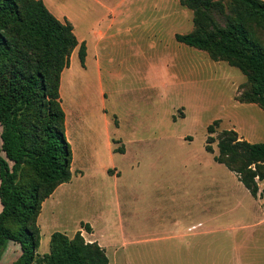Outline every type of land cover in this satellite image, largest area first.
Wrapping results in <instances>:
<instances>
[{"label":"rangeland","instance_id":"obj_1","mask_svg":"<svg viewBox=\"0 0 264 264\" xmlns=\"http://www.w3.org/2000/svg\"><path fill=\"white\" fill-rule=\"evenodd\" d=\"M42 1L90 45L85 65L75 49L64 70L62 105L73 169L83 171L85 183L98 188L100 207L83 199L74 186L63 188L44 208L38 253H49L54 232L73 236L77 222L87 219L95 220L99 234L112 235L120 264H239L234 249L244 242L240 235L264 234V203L215 156L223 130L264 140V111L236 101L246 77L179 44L173 32L161 37L124 27L99 65L90 30L107 12L97 0ZM188 11L181 17L185 23L193 15ZM215 121L220 123L210 136L214 152L209 153L207 128ZM97 209L106 220L98 221ZM247 242L264 251V235ZM175 248L183 251L181 256L171 254ZM20 254L19 246L8 242L0 264H11ZM260 258L264 264V254Z\"/></svg>","mask_w":264,"mask_h":264},{"label":"trees","instance_id":"obj_2","mask_svg":"<svg viewBox=\"0 0 264 264\" xmlns=\"http://www.w3.org/2000/svg\"><path fill=\"white\" fill-rule=\"evenodd\" d=\"M193 13V30L176 34L184 45L246 77L236 101L264 111V0H179ZM79 46L72 24L41 0H0V258L8 242L21 254L11 264H110L98 243L56 232L41 255L42 204L72 179V148L65 135L60 83ZM86 47H79L84 62ZM215 121L207 128L213 153ZM215 161L234 172L258 198L264 180V142L249 143L235 130L217 137Z\"/></svg>","mask_w":264,"mask_h":264},{"label":"crops","instance_id":"obj_3","mask_svg":"<svg viewBox=\"0 0 264 264\" xmlns=\"http://www.w3.org/2000/svg\"><path fill=\"white\" fill-rule=\"evenodd\" d=\"M102 1L103 0H97V4L103 10H105L107 12V15L101 17L90 30V32L92 34V38H93L92 49L94 52V57H95L96 63L99 65L102 62V59H104V57H105L104 52L106 50L110 49V46L117 45V43H118L117 41H119L118 37H119V33L121 32L120 31L121 27H124L123 31L127 30L128 32L131 31L132 29H134V31L135 30L140 31V32L144 31L145 33L147 31L148 32L152 31V32L159 33L161 35V37L163 36V33H166V32L172 33L173 32L174 34L172 37L175 38L176 34H186L183 32L188 31V29L190 28L191 22L193 21V15L191 16L190 21H188L186 23L181 19L182 15L187 14L189 11H188V9L183 8L181 6L179 0H120V2L118 4L115 3L116 0H107V1H112V2L114 1L111 5L105 4ZM190 15H191V13H190ZM65 19H66L65 22L70 23V21L66 17H65ZM72 26H73V24H72ZM193 27H194V25H193ZM193 27H192V29L190 28L191 30H189V32H191L193 30ZM73 29H74V26H73ZM189 32H187V33H189ZM74 34H75V36L79 42V46L76 49L79 50V47L82 44H84L86 47V56L84 59L85 62H83L85 65L88 54H89V46L90 45H88V40H87L86 36L80 39L79 37H77L75 29H74ZM175 40H176V38H175ZM179 44H181V43H179ZM182 45H184V44H182ZM185 46H187V45H185ZM74 51H73L71 57L73 56ZM187 52H183V53H186L188 56H192L193 58L195 57L192 53H187ZM186 54H184V55H186ZM106 57L108 58L109 62L113 61V57L109 53H108V55H106ZM70 61H71V58H70ZM66 69H69V68H66ZM63 73H64V71H63ZM63 73L61 76V83H60L61 105H62V98H63V96H62ZM62 108H63V111L65 113V134H66L67 133V126H68V114H67V109L65 107H63V105H62ZM236 132L238 133V135L241 139L246 140L249 143H263L264 142V140H260V141L254 140L252 135L245 136L244 134H241L237 130H236ZM125 153L126 152H124V154ZM72 154H73V151H72ZM73 163H74V159H72V164H71V171H72L71 181L68 183H64V184L60 185L54 191V193L47 200H45L42 204V209H41V212H40V215L38 218V225H39V228L41 230V233H42V227L40 224V219L44 213V208L47 206V204H50V202L55 201V199L58 197V194L65 187L74 186L76 189V193L78 191L81 192L83 199L87 200V202L90 199L92 206H94L96 208L100 207L99 203H98V195H97L98 188L92 183V181L90 182V186L88 185V183H85V178H86L85 173L81 170H74L73 169ZM116 174H117V172H116ZM90 177L94 178L96 176L91 175ZM258 186H259L258 198H261L262 202L264 203V180L259 181ZM90 192H91V195L88 194ZM206 204H208V203L203 202V205L205 207H206ZM191 208L194 209V206L191 205ZM100 212L101 211H99V209L96 210V215H97L96 217L98 218L99 222L106 220L105 219L106 215L101 214ZM104 224H106L105 221H104ZM96 225L97 224L95 223V220L91 221V220L86 219L84 221H79L76 224V228L74 230L73 236L77 232L80 231L86 242H89V243L96 242L99 244V246H101L106 251L107 257L110 260V264H120L121 260L118 257V254H119L118 249L115 248V246L112 243V241H113L112 235L109 234L107 236V234L106 235L99 234L97 232V226ZM85 227H87V229ZM192 227H198L199 228V227H201V224L194 225ZM54 233H56V232H54ZM199 235L204 236L206 234L200 233ZM261 235H264V234L257 235L256 233H251V234L240 235L241 237L239 239L240 240L243 239L244 242H241L240 244H239V242H237L235 244L236 247L234 249V257H235L236 263L239 262V264H243L244 262H247L250 264H260V262H261L260 255L264 254V251H261V249H256V248L250 247L247 241H253L254 239H256L257 236H261ZM73 236H69V237H73ZM41 239H42V236H41ZM197 251H201V250H197ZM182 252H183L182 250L176 249V248L171 250V254L173 256H176V255L181 256ZM192 252H193L192 249L187 250L188 255H190ZM125 264H128V263L125 262Z\"/></svg>","mask_w":264,"mask_h":264}]
</instances>
